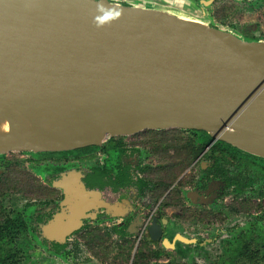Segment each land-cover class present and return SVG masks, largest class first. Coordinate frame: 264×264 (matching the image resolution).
<instances>
[{
    "label": "water",
    "instance_id": "1",
    "mask_svg": "<svg viewBox=\"0 0 264 264\" xmlns=\"http://www.w3.org/2000/svg\"><path fill=\"white\" fill-rule=\"evenodd\" d=\"M213 1L104 0L121 16L97 27V0H0V156L180 129L264 158V37L215 21ZM74 175L57 183L63 210L44 226L49 241L66 243L105 205ZM148 232L165 235L157 218ZM163 237L171 248L197 242Z\"/></svg>",
    "mask_w": 264,
    "mask_h": 264
},
{
    "label": "flooded vegetation",
    "instance_id": "2",
    "mask_svg": "<svg viewBox=\"0 0 264 264\" xmlns=\"http://www.w3.org/2000/svg\"><path fill=\"white\" fill-rule=\"evenodd\" d=\"M250 31L251 28L245 33ZM155 131L144 130L130 135L134 136L130 139L114 137L101 147L90 146L77 152H47L37 157L28 153L0 156L1 164L5 165L0 178L10 166H17L11 179L26 189L25 195L32 196L31 201L15 211V207L8 208L7 198L4 200V207L0 209L4 214L1 223L8 219L14 224L1 227L0 234L25 238L26 244L28 239H35L48 251L65 256L73 252V247L69 248L71 236L80 233L84 237L89 231L96 233L99 225H105V236L111 239L115 236L119 245L129 246L130 239L140 233V249L148 253L160 252L159 257L154 256L145 264H173L170 259H163L166 255L159 245L171 249L164 244L163 236L177 218L188 223L208 224L215 220L222 226L216 233L223 235L227 247L242 245L244 252L252 249L255 238L264 239V159L223 146L213 149L218 140L213 141L202 131L181 130L172 136ZM185 132L191 135L186 136ZM173 139H182V143L193 150L201 149L192 163L179 171L176 179L174 172L180 166L173 165L180 163L181 158L176 157L174 148L171 149ZM19 154L25 155L22 159L35 165L36 171L21 168ZM74 174L79 175L78 179L90 192L99 194V200L105 205L91 209V217L84 219L82 227L68 235L66 243L49 241L44 226L63 210L64 188L57 183L63 184L65 177H73L75 181ZM155 218L165 233L158 240H153L148 232ZM178 234L185 236L177 233L175 237ZM195 239L197 242L187 244L198 243L199 239ZM57 244L65 245L71 252L61 254ZM26 249L25 245V254ZM92 257L99 260L94 253Z\"/></svg>",
    "mask_w": 264,
    "mask_h": 264
},
{
    "label": "rangeland",
    "instance_id": "3",
    "mask_svg": "<svg viewBox=\"0 0 264 264\" xmlns=\"http://www.w3.org/2000/svg\"><path fill=\"white\" fill-rule=\"evenodd\" d=\"M222 7H228L229 10L226 12H223L222 10L218 13ZM205 9L212 14L215 21L229 26L234 32L243 34L242 37L245 39H252L253 35L264 37V0H216ZM171 11H175L183 16L188 15V13L174 9H171ZM219 14H223V17L220 18L218 16ZM249 28H251L249 34L245 33V31ZM184 135L188 136L191 135V133L185 132ZM130 137L134 136H127L129 139ZM77 151L79 150L56 152V154ZM40 154L42 153H35V156L37 157ZM176 154L178 153L176 152ZM24 156L25 155L21 154L18 155V157L21 158L19 163L20 167L36 171L35 165L26 159H22ZM17 160L19 159L17 158ZM2 166L3 165L0 162V174L5 165L3 167ZM10 176L11 174L7 175L8 178ZM18 185L19 184H17V186ZM25 191L26 189H14L13 191H10L6 199L8 208L13 209L15 207V211L20 208L23 203L25 204L26 202L31 201L32 196L28 197L25 195ZM14 202H16V205ZM262 210L264 209L262 208ZM99 226H101L99 228L103 234L107 227H105V225ZM218 228H222V226L215 220H213V223L207 224L198 221L188 223L185 222L183 218H177L174 224L167 230L165 236L169 240H172L177 233H182L189 238H198L199 241L195 244H187L181 241H176L175 249H165L159 245V248L163 250L166 255L163 259H170L173 264H245V262H242L244 247L242 245H237L233 248L227 247V241H225L224 237H222L223 235H217L216 233ZM140 236L141 234L138 233L130 239V245L128 248L130 246L133 247L130 258H125L124 255H121L122 252L120 251L118 238L114 236V239H111L105 236L107 240L106 245L111 252L104 255L103 260L101 258H99V260H95L92 257L93 252L89 250L84 241V237H81L80 233L70 237L69 248L73 247V252L70 255L65 256H59L48 251L39 241L30 238L27 240L26 244V252L28 255L26 254L20 257L19 264H144L136 260L137 253L144 251L140 249L142 243H139ZM110 239L112 240V243L110 242ZM211 239H213V241L210 242V244L205 243L207 240ZM202 241L203 243H200ZM263 243V238H255L251 244L253 250L260 251L259 253L261 256L264 255ZM136 245L138 246L135 250ZM260 258V261L264 262L263 258Z\"/></svg>",
    "mask_w": 264,
    "mask_h": 264
},
{
    "label": "trees",
    "instance_id": "4",
    "mask_svg": "<svg viewBox=\"0 0 264 264\" xmlns=\"http://www.w3.org/2000/svg\"><path fill=\"white\" fill-rule=\"evenodd\" d=\"M223 10V12H226L229 10L228 7H222L219 11L221 12ZM220 18L223 17V14H219L218 15ZM252 38H261V36H256L253 35ZM157 133L160 134H164V135H168L171 134L172 135H178L179 133H181V130L178 129H167V130H157L155 131ZM202 133L208 136V138H211L208 133L202 131ZM212 139V138H211ZM183 140L182 139H173L171 141V149H175L176 152L178 153L176 157L181 158L180 163L174 164L173 166L175 168H177L175 170V175H174V179H176L179 176V171L182 172L184 171L191 163L192 161L197 157V155H199V153L201 152L200 150H193L191 147L189 148V146H187L185 143H182ZM227 147V148H233L237 151H242L239 148L226 143L224 141H217V143L214 145L213 149L219 148V147ZM169 148L166 146L165 150L167 152ZM252 155V154H250ZM256 158H262V157H258L253 155ZM226 158V157H224ZM264 159V158H262ZM17 166L12 165L10 166L9 171H7L1 178H0V209H2L4 207V200L7 198V195L9 194V192L11 191V189H18V190H23L24 188H20L19 186H17V184H19V182L17 180H13L11 179V177L13 175H11L9 178L7 177L8 174H11L12 171H14V169ZM8 178V179H7ZM4 217L3 212H0V229L3 226H7L9 224H14L13 223H9L8 219L6 222L1 223L2 219ZM101 230L98 229L97 232H92L89 231L87 233V235L84 236V241L86 243V245L88 246L89 250L92 251L98 258H101L103 260L104 255H107V253L109 254L111 251L109 250V248L107 247L106 243L107 240L105 238V233L102 234V232H100ZM120 231V230H119ZM127 241V240H126ZM25 245H26V239L24 238H19V237H12V236H4L3 234H0V264H19L20 263V257L26 255L25 254ZM58 246L61 247V249L59 250V252L61 254H69L71 252V250L66 249L65 245H60L57 244ZM132 246H130L128 248L127 245H120V251L122 252L121 255H124L125 258H130L131 257V251H132ZM70 251V252H69ZM159 257L160 256V252L158 253H148V252H138L136 255V260L142 263H150L152 257ZM260 257L263 258L264 260V255H260L259 250H252L251 248H247L246 252L243 253V261L245 262V264H264V262L260 261Z\"/></svg>",
    "mask_w": 264,
    "mask_h": 264
},
{
    "label": "clouds",
    "instance_id": "5",
    "mask_svg": "<svg viewBox=\"0 0 264 264\" xmlns=\"http://www.w3.org/2000/svg\"><path fill=\"white\" fill-rule=\"evenodd\" d=\"M121 11L122 10L118 2L115 4H105L104 0H97V14L94 16L93 22L97 27H103L104 25L110 24L111 22L119 19ZM5 130L7 129L5 128Z\"/></svg>",
    "mask_w": 264,
    "mask_h": 264
},
{
    "label": "bare ground",
    "instance_id": "6",
    "mask_svg": "<svg viewBox=\"0 0 264 264\" xmlns=\"http://www.w3.org/2000/svg\"><path fill=\"white\" fill-rule=\"evenodd\" d=\"M169 10H171V8H169Z\"/></svg>",
    "mask_w": 264,
    "mask_h": 264
},
{
    "label": "built area",
    "instance_id": "7",
    "mask_svg": "<svg viewBox=\"0 0 264 264\" xmlns=\"http://www.w3.org/2000/svg\"><path fill=\"white\" fill-rule=\"evenodd\" d=\"M146 225H147V223H146ZM146 225H145V227H146Z\"/></svg>",
    "mask_w": 264,
    "mask_h": 264
}]
</instances>
